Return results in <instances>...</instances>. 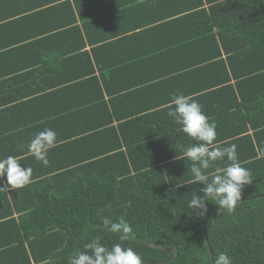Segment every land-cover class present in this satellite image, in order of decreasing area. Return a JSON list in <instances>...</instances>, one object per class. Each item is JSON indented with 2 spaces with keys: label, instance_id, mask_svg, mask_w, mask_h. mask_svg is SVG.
Instances as JSON below:
<instances>
[{
  "label": "trees",
  "instance_id": "1",
  "mask_svg": "<svg viewBox=\"0 0 264 264\" xmlns=\"http://www.w3.org/2000/svg\"><path fill=\"white\" fill-rule=\"evenodd\" d=\"M206 1L210 9L202 0L178 7L197 11L177 22L206 18L198 32L202 38L190 46L194 61L203 66L192 70L191 89L183 94L216 124L214 146L237 145L239 162L251 171L253 181L244 186L235 210L229 213L211 200L205 201L203 215L187 207L196 192L202 195V184L191 183L192 162L176 157L195 141L180 125L153 126L158 113L114 125L121 119L116 100L123 96L113 98L112 111L105 67L96 60L103 85L95 77L99 121L90 136L97 141L93 167L77 179L55 175L25 192L0 191V264H68L93 237L109 247L120 242L103 224L120 217L133 228L124 246L139 253L144 264H214L220 252L232 264H264V0ZM101 50H95L98 58ZM169 82L144 88L146 97L167 90L162 84ZM224 166L216 162L206 173L211 177Z\"/></svg>",
  "mask_w": 264,
  "mask_h": 264
},
{
  "label": "crops",
  "instance_id": "2",
  "mask_svg": "<svg viewBox=\"0 0 264 264\" xmlns=\"http://www.w3.org/2000/svg\"><path fill=\"white\" fill-rule=\"evenodd\" d=\"M170 1L0 0V158L11 155L32 168L30 184L55 175H89L83 169L96 153L97 141L90 136L99 121L95 77L103 85L96 60L105 67L106 102L112 111L113 98L123 96L116 100L121 119L115 118L114 125L156 113L153 126L177 124L168 115L174 108L171 98L189 92L192 70L203 66L200 59L194 61L190 46L202 38L198 32L205 29L206 18L177 22L197 11L178 7L199 0ZM194 32L195 39L190 37ZM98 48H103L99 58ZM177 76L183 77L172 81ZM170 80L162 84L167 90L146 97L144 88ZM48 128L57 140L44 165L30 154L28 143ZM27 186L7 192H25Z\"/></svg>",
  "mask_w": 264,
  "mask_h": 264
},
{
  "label": "clouds",
  "instance_id": "3",
  "mask_svg": "<svg viewBox=\"0 0 264 264\" xmlns=\"http://www.w3.org/2000/svg\"><path fill=\"white\" fill-rule=\"evenodd\" d=\"M174 108L168 115L181 126V130L194 143L183 148L182 156L190 160L192 184H202L197 192L188 201L187 207L192 210L200 209L201 215L207 212L205 201H215L220 209L231 213L241 200L245 185L252 183L251 171L241 165L237 153V145L216 147V124L211 122L204 113L202 105L191 100L183 93H174L171 98ZM57 133L48 128L38 132L28 143V151L34 158L44 165L49 163L48 152L55 146ZM264 155V146L260 148ZM216 162H224V167H216L215 173H206ZM33 170L23 167L14 156L0 158V191L11 188H23L31 183ZM6 177V180H5ZM104 227L108 232L117 236L120 242L110 247L96 236L84 245L83 251H75L68 257V264H144L143 258L133 248L124 246L125 241L133 238V228L124 218L116 221L105 219ZM214 264H232L231 257L226 252H220L214 259Z\"/></svg>",
  "mask_w": 264,
  "mask_h": 264
}]
</instances>
